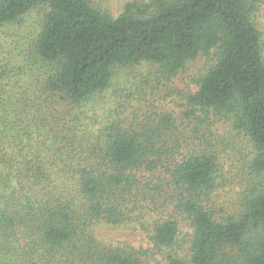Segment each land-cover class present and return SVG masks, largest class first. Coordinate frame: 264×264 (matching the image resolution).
<instances>
[{
  "label": "trees",
  "instance_id": "obj_1",
  "mask_svg": "<svg viewBox=\"0 0 264 264\" xmlns=\"http://www.w3.org/2000/svg\"><path fill=\"white\" fill-rule=\"evenodd\" d=\"M258 0H152L113 16L92 0H0V28L38 32L0 59V264H264V55ZM212 59L184 115L94 102L119 67L173 81ZM181 106V108H183ZM218 119V120H217ZM253 154L226 168L216 121ZM237 189V205L222 193ZM134 227L139 249L96 228Z\"/></svg>",
  "mask_w": 264,
  "mask_h": 264
},
{
  "label": "rangeland",
  "instance_id": "obj_2",
  "mask_svg": "<svg viewBox=\"0 0 264 264\" xmlns=\"http://www.w3.org/2000/svg\"><path fill=\"white\" fill-rule=\"evenodd\" d=\"M152 0H92L96 5L102 6L113 16L121 15L128 4L139 3V5L151 4ZM253 9L251 19L261 34L264 55V0L251 2ZM42 13L35 11L26 18V23L22 27L5 26L0 28V59L19 62L23 59L25 49H27L30 39L36 35L40 28ZM211 58L205 56L199 57L195 61L187 64L186 68L169 83L162 84L158 78V67L150 63H143L132 67H119L108 89L101 93L93 109L101 115V119L107 117L110 109L126 104L129 100V106H144L147 101L154 103L153 107L157 109H166L175 111L177 114L185 112L182 97L193 93L197 86V80L204 75ZM181 106L183 108H181ZM118 108V107H117ZM218 120V119H217ZM214 132L221 141L224 142L225 155L224 162L228 170L231 167L239 166L253 154L252 145L245 137L244 133L236 129L233 122L228 120L216 121ZM237 189L227 188L222 193V202L231 207L237 205L239 197L236 195ZM97 234L105 242L117 241L129 244L137 249L141 247L148 248V242L145 236L134 227H109L102 225L96 228Z\"/></svg>",
  "mask_w": 264,
  "mask_h": 264
}]
</instances>
